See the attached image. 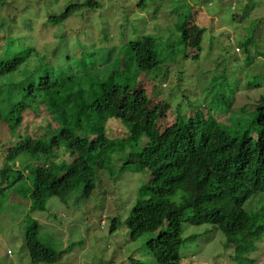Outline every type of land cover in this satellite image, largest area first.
<instances>
[{"label": "trees", "instance_id": "trees-1", "mask_svg": "<svg viewBox=\"0 0 264 264\" xmlns=\"http://www.w3.org/2000/svg\"><path fill=\"white\" fill-rule=\"evenodd\" d=\"M134 1L140 13L160 2L158 14L154 11L152 18H148L152 19L149 29L147 22L138 23L129 12L124 15L121 12L120 20L115 22L120 44L110 46L102 44L111 40L106 31L110 18L93 30H90L91 23H87L86 30L80 32L78 29L80 34L90 33L91 39L86 45H94L96 40L103 47L97 50V54L89 49L87 56L90 54V57L87 59L85 55L80 61L82 71L87 72L95 68L98 58L97 73H91L92 76H63L61 72L52 70L47 76H26L23 86H19L23 98L28 99V104L39 99L38 103L33 107L21 102L11 106L8 112L9 131L13 135L18 131L21 139L8 149L6 159L17 160L26 153L28 160L35 164L32 173L24 175L19 171L15 180L25 183L28 177L31 183L28 209L21 207L27 212L19 211L26 215L22 248L26 250L29 264L69 263L72 257L68 255L69 248L59 250L47 245L45 238L50 241L52 237L35 217L54 216L44 215L50 203L49 209L53 203L69 206L74 199L72 193L77 181L82 190L78 197L88 201L96 182L102 177L99 173H108L109 159L126 146L131 148V152L121 171L143 173L147 182L138 189L135 203L124 221L111 220V233L124 224L131 241L144 234H154L147 239L146 246L157 264H182L181 246L194 237H181L185 224L218 230L232 241L233 237L254 233L251 232V216L244 206L254 195L264 193V165L261 163L264 151V86L247 82L243 89L234 81L236 89L232 88L228 95L230 90L224 86L225 82H222L223 88L219 87L226 73L206 78L211 79V87L217 88V95L222 97L217 107L227 112L220 115L219 121L205 117L203 104L189 102L192 96L187 94L182 95L187 104L185 108L181 103L173 105L177 95L169 92V100L164 98L162 93L165 92L160 85L165 84L170 65L180 66L181 59L189 53L191 60L200 58L201 37L205 29H198L194 24V11H178L185 10L183 0H178L176 7L172 8L175 11L164 16L160 14L164 0ZM245 1L249 3L252 0ZM239 5L238 2L235 10ZM245 5L248 11L252 10L253 5ZM102 6L99 0H79L69 4L60 14L48 15L46 22L61 24L73 13L79 12L83 17L87 12L99 11ZM247 15L244 10V17ZM162 18V21H170H166L169 26L165 27H171L173 22V30L159 27ZM241 32L239 37L243 40V50L247 52L254 37L253 34L246 35L244 30ZM235 50L239 51V47ZM256 52L254 56L247 55L245 60L251 62L253 58L264 57L261 48ZM19 59L0 61V64L8 70ZM45 65L46 62H42L40 67ZM96 76H103V80L97 82ZM180 76L188 77L192 73L181 68ZM239 76L245 75L241 73ZM138 77H142L141 83L137 81ZM76 81L79 83L77 89L72 88ZM84 84L87 87L84 88ZM251 88L262 92L253 102L239 104L237 94L252 91ZM211 92L212 89L207 95ZM76 96L79 100L74 102ZM40 110L56 123V127H42L43 135L35 137L21 132L24 113L28 111L37 115ZM233 113H237L234 117L236 127L238 121L246 125L241 135L237 134L240 129L226 128L233 125H229ZM158 121L165 122L160 126ZM118 126L127 128L128 136L113 137L106 133L111 127L116 129ZM253 139L256 140L255 148L250 144ZM255 149L259 150L260 163L258 167L251 168ZM63 157L68 159L64 161ZM57 161L64 162L63 172H57ZM7 171L3 169L1 175ZM263 229L264 226H259L255 233ZM249 247L250 244L244 246L246 249ZM250 250L254 251L252 247ZM129 259L132 264H143L132 257Z\"/></svg>", "mask_w": 264, "mask_h": 264}, {"label": "rangeland", "instance_id": "rangeland-1", "mask_svg": "<svg viewBox=\"0 0 264 264\" xmlns=\"http://www.w3.org/2000/svg\"><path fill=\"white\" fill-rule=\"evenodd\" d=\"M78 1L0 0V61L13 62L21 58L8 70L4 69L5 65L0 64V111L2 114L0 189L4 188L0 193V264H29L26 250L22 248V232L26 215L19 211L27 212L21 207L28 209L31 183L28 177L25 183L22 180L16 182L15 180L19 171L24 172V175L32 173L35 164L28 160L26 153L19 156L17 160L6 159L8 149L21 139L18 137V131L13 135L8 128L7 115L11 106L22 102L25 106L34 107L39 100L30 101L31 104H28V99L23 98L24 94L19 86H23L24 77L47 76L53 72L52 70L61 72L63 76H92L91 73H97L98 58L95 60V68L88 69L87 72L82 71L83 64L80 60L87 56L89 49L97 54V50L103 47L102 44L110 46L120 44L115 22L120 20L121 12L123 15L129 12L130 16L138 20V23L147 22L149 29L152 19L150 21L148 18H152L154 11L158 14L160 9V2L151 5L146 12L140 13L134 0H99L104 6L99 11H92L93 14L87 12L82 17L81 13L76 12L64 23L48 24L46 22L48 15L60 14L69 4L78 3ZM177 2L178 0H164L160 14L164 16L175 11L172 8L176 7ZM238 2L240 5L235 10ZM245 4L248 7L253 5L252 10L248 11ZM183 5L185 10L178 9V11L181 13L194 11V24L198 29H205L201 37V56L198 60H191L189 53L181 59L180 66L170 65L169 76L165 84L160 85L165 92L162 96L169 100V92H173L177 95V101L174 100L176 102L173 105L181 103L183 108L187 104L182 95L192 96L189 102L203 104L205 117L218 120L220 115H225L227 112L217 107L222 97L217 95V88L211 87V79L205 80L206 78H212L220 72L226 73L227 76L219 83V87L223 88L227 85V89L230 90L228 95L232 88L236 89L234 81L238 82L237 87L242 86L243 89L247 82L264 86V57L253 58L251 62L245 60L247 55L254 56L259 48L264 51V0H252L249 3L245 0H183ZM126 6L128 9L125 8ZM244 10L248 13L247 17H244ZM108 18L110 21L106 31L111 38L110 43L101 44L95 40L94 45H86L91 39L90 33L80 34L78 29L80 32L82 29L86 30L87 25L91 23L90 30H93L96 25L101 26L107 22ZM162 20L164 18L161 19L160 25L156 20L160 28L173 30V22L171 27H165L169 26L166 22L169 20ZM241 30H244L246 35L253 34L254 37L247 52L243 50V40L239 37L240 34L242 35ZM97 36L99 38V35ZM236 47H239V51L235 50ZM89 57L90 54L87 59ZM42 62H46V65L40 67ZM84 65L90 67L88 63ZM181 68L188 73L191 72L192 76H180ZM241 73L245 76H239ZM96 78L97 82L103 80V76H96ZM137 81L141 83L142 77H138ZM222 82H225L224 86ZM77 84L79 83L76 81L72 88L77 89L79 87ZM193 84L194 87H192ZM155 85L159 84L155 83ZM85 87L87 85L84 84ZM211 89V94L207 95ZM250 90L252 91L245 90L237 94L236 100L239 104L253 102L262 92L260 89L253 91L251 88ZM78 100V96L73 99L74 102ZM23 116L20 131L26 132L30 137L43 135L42 127L47 125L53 129L56 127V123L51 121L42 110L37 115L27 111ZM236 116L237 113H233L232 122L229 124L233 123V125L226 128L240 129L237 134L241 135L246 125L238 121L236 127L234 119ZM221 119H224V116H221ZM164 122L158 121V124L161 126ZM105 126L107 128L108 123ZM114 128L111 127L106 133L113 137L128 136L127 128L123 129L121 126ZM249 135L252 136V133ZM255 143V139L251 140L250 144L253 148ZM130 149L126 146L123 151L111 156L107 166L109 172L99 173L102 177L96 182V188L88 201L78 197L82 195V190L77 181L72 193L74 199L69 202V206L53 203L49 209L50 203L44 215L54 214V216L35 217L42 222L46 232L52 237L50 241L45 238L47 245L59 250L69 248L68 255L72 257L68 264H132L130 257L143 264H156L146 246L147 239L154 237V234H144L137 240L131 241L128 236L129 231L124 224H121L115 232L111 233L109 230L113 218L124 221L135 203L138 189L147 182V177L143 173L121 171L127 155L131 152ZM259 156V150L255 149L250 163L251 168L259 166ZM262 156L261 163L264 165V151ZM63 158L64 161L68 159ZM62 162H56L58 173L65 170ZM3 169L8 171L1 175ZM8 185L10 186L7 187ZM76 197H78L77 200H75ZM244 208L251 216V232L254 233L245 234L244 237L240 235L233 237V241L228 240L218 230L210 231L207 227L185 224L181 237H194L181 246L182 264H264V229L255 233L257 227L264 226V193L254 195ZM247 244H250L254 251H251L250 247L244 248Z\"/></svg>", "mask_w": 264, "mask_h": 264}, {"label": "clouds", "instance_id": "clouds-1", "mask_svg": "<svg viewBox=\"0 0 264 264\" xmlns=\"http://www.w3.org/2000/svg\"><path fill=\"white\" fill-rule=\"evenodd\" d=\"M9 253V252H8ZM155 262H156V260H155ZM157 264V263H156ZM197 264V263H196Z\"/></svg>", "mask_w": 264, "mask_h": 264}]
</instances>
